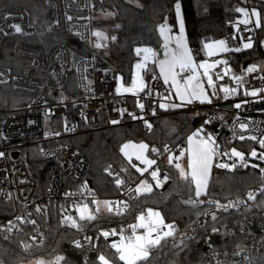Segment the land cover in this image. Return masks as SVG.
Returning a JSON list of instances; mask_svg holds the SVG:
<instances>
[{
  "label": "built area",
  "instance_id": "1",
  "mask_svg": "<svg viewBox=\"0 0 264 264\" xmlns=\"http://www.w3.org/2000/svg\"><path fill=\"white\" fill-rule=\"evenodd\" d=\"M259 2L264 5V0ZM53 5L55 17L50 24L49 32L54 36H61L63 41L51 45L48 49L19 42L15 46L14 55L23 66H17V72L0 66V84L11 85L15 89L33 94L25 106L0 107V153H4L0 156V201L12 208L11 213L0 220V242L19 241L26 254L40 250L46 243V237L38 227L36 209L39 206L44 207L47 202L62 200L67 205L63 218L71 216L78 219L77 205L87 204L96 210L98 204L92 201L105 200L112 202L111 215L123 217L131 203L139 196L135 184L115 166L108 169L110 176L123 181L118 186V194L115 196L104 198L82 185L75 189L65 188L66 177L71 179V176H74L79 179L76 184H80L82 177L90 168L88 159L74 145L68 143L66 138L74 135L80 126L97 129L104 125L117 126L131 122L143 123L146 133L150 134L151 127H147L145 122L149 124L151 119L157 116L160 104L173 91L164 83L160 74L150 73V67L156 61L157 50L154 48V52L148 53L146 61L144 52L137 54V49H148L150 45L135 46L131 80L127 84L122 82L112 63L99 54V50L109 44L108 35L96 25L98 20L110 15L103 0H53ZM244 9L248 12L247 25L240 23L241 14L226 25L222 40L226 41L230 50L197 62L198 65L201 63L216 65L210 69L217 88V91L215 90L217 95L211 98L212 103L192 101L179 107L183 111L204 112L200 125L190 134L199 131L198 140L211 135L217 147L218 155L215 158L218 163L231 165L235 161L236 167H245V164L257 165L256 168L261 173L259 182L246 191L243 204L247 212L237 228L229 230L226 241L209 243L200 264H264V191H262L264 172L261 171L264 169V160L259 158V155L264 153V147L259 144V141L264 139V91H261L264 89V15L248 0ZM253 10L261 13L259 18L261 27L256 26L258 17L252 15ZM69 17L71 19H68ZM16 25L20 26L21 32L15 31ZM94 32L103 33L106 39L93 36ZM69 35L88 44L89 52L84 55L73 52L67 41ZM15 36L38 37L37 27L24 8L14 5L3 6L0 8V43ZM209 41L213 40L206 38L204 44ZM247 42H251L253 47L244 49L243 43ZM95 43L104 46L96 48ZM237 47L241 49L239 52L231 50ZM246 51L257 53L258 60L233 59L234 55ZM74 55L79 56L77 62ZM138 63L144 67L137 69ZM253 65L256 71L247 72V68ZM199 71L202 74L204 70L199 68ZM190 72L187 71L180 77L184 79ZM217 73L223 78L216 79ZM71 75L74 77L75 90L79 96L67 98L61 91L69 87ZM235 77H241L242 80L238 81ZM204 80L208 87L205 78ZM141 84L144 90L136 91ZM223 87L236 89V94L225 99V93L220 91ZM126 88L134 90L125 91ZM250 91H257L259 95L244 94ZM236 103H241L242 106L236 108L234 106ZM139 104H143L144 108L141 109ZM133 116L136 118L133 119ZM53 118L61 119L63 125L61 131L56 130L57 122H51ZM241 124L247 127L242 129ZM46 126L49 133L44 134ZM189 135L164 149L157 145L151 147V156L155 163L143 176L155 188L165 190L169 187L170 175L162 163L164 160L170 163V158V164L175 166L184 163L182 155L187 148ZM241 136L244 139H240ZM31 137L37 138L30 139ZM38 143L43 144V157L53 161L46 194L47 201L40 205L35 203L39 180L29 166L18 159L21 147ZM232 149L243 153L245 160L229 158ZM253 150L257 152V157L250 156ZM156 170L159 171V180L162 182L160 187L156 186L157 181L151 176V172ZM165 176L168 177L167 181H164ZM249 193H253L255 199H248ZM121 209L122 212L117 214ZM78 222L81 225L79 230L67 224L63 225L77 232L75 242L79 241L82 245L79 249L91 251L95 247V242L84 230L83 222ZM86 238L91 239L89 241Z\"/></svg>",
  "mask_w": 264,
  "mask_h": 264
},
{
  "label": "trees",
  "instance_id": "2",
  "mask_svg": "<svg viewBox=\"0 0 264 264\" xmlns=\"http://www.w3.org/2000/svg\"><path fill=\"white\" fill-rule=\"evenodd\" d=\"M258 5L264 15V5L259 0H248ZM110 11V16L97 21V27L109 37L107 47L100 49L99 54L115 67L116 73L124 84L131 80L132 66L135 60L134 48L140 44L152 45L156 50L163 47L159 27L167 22L172 31L177 30L175 5L181 4L188 45L196 62L206 57L204 40L211 38L217 41L225 35L226 25L239 17L238 9L244 8L246 0H103ZM14 5L24 8L32 23L37 27L38 37L15 36L0 43V66L8 67L14 72L17 66H23L14 55L19 42H27L48 49L51 45L63 41L61 36L49 32L54 20L53 0H0V8ZM115 37V40L111 39ZM73 52L80 55L89 52L88 44L80 42L75 36L67 37ZM257 61V53L246 51L233 56V59ZM151 73V72H150ZM72 74V73H71ZM67 98L77 97L75 80L70 76L69 87L61 91ZM31 92L0 84V107L12 108L25 106L32 99ZM204 112L183 111L180 108L169 110L158 109V114L151 119V133L147 134L144 124L131 122L117 126H102L87 129L80 126L78 131L66 138L89 161L90 168L80 184L69 177L64 180L65 188L75 189L85 186L100 196L107 198L118 194L116 177L110 176L108 169L115 166L119 171L136 184L142 174L136 168V161L128 160L122 153V147L128 142H143L151 147L161 148L175 145L188 136L200 125ZM56 130H62L60 118ZM43 144H30L20 148V161L25 162L33 175L39 180V190L35 203H46L49 188V176L53 161L42 155ZM215 164L208 182L204 203L195 206L185 203L197 200L195 187L184 180L174 164L163 161L162 166L170 175L171 183L165 190L153 188L146 194L139 195L123 217L111 214H97L96 219L84 221L83 228L95 242L91 251H83L74 245L77 232L61 223L67 205L64 201L47 202L40 207L37 220L39 230L45 235L46 243L40 250L26 254L19 241L0 242V264H21L37 257L52 259L64 257L59 264H100L98 256L103 255L110 263L124 264L119 260L116 250L111 247L113 238L101 235L102 230L116 227L120 229L134 222L148 209L161 212L166 224L175 225V236L169 237L167 243L151 250L146 261L138 264H200L208 250L209 243H218L228 238L230 229H236L246 214L244 207L247 189L258 183L261 173L256 167L217 168ZM135 165V166H134ZM200 200V199H199ZM220 205L241 203L238 206L220 208ZM36 209V210H37ZM12 211L10 205L0 201V220ZM216 219H212V214ZM213 228L218 231H213Z\"/></svg>",
  "mask_w": 264,
  "mask_h": 264
},
{
  "label": "snow or ice",
  "instance_id": "3",
  "mask_svg": "<svg viewBox=\"0 0 264 264\" xmlns=\"http://www.w3.org/2000/svg\"><path fill=\"white\" fill-rule=\"evenodd\" d=\"M175 9L177 12V15L180 13V3L177 2L175 5ZM239 12H242L245 17L248 16V12L245 11L244 9H238ZM252 15L257 16V22L256 26L261 27V20L259 19L261 17V13L253 10ZM68 19H71L69 17ZM240 23L247 25L249 23L248 19H244L240 21ZM15 31L16 32H21L20 26L16 25L15 26ZM161 33H165L166 31H170V29H167L166 26H161L160 29ZM180 32L181 35L176 38V45L177 49H179V54L177 55L175 52L172 53V59L170 61H160V69H161V75L164 77V83L168 84L169 81L171 80L172 86L176 89V95L179 97V99L182 101L181 104L179 105H171V107H182L184 106L185 103H192V101L199 100L201 103H212L211 96L217 95L216 91H213L211 94H208L205 91L204 88V80L201 79L200 74L196 72L197 66L193 63L192 56L189 53V50L187 49L184 39H183V22L181 21L180 25ZM93 36L99 38V39H106L104 37L103 33L101 32H94L92 33ZM111 39L115 40V37H111ZM232 39H235V37H232ZM249 41H251V37L248 38ZM96 48H100L104 45L101 43H95L94 45ZM205 48L209 50H215V51H220V52H226L229 51L230 49L228 48L226 41L225 40H219L215 43H210V44H205ZM253 47V44L251 42L243 43V48L244 49H250ZM232 51L239 52L241 49L239 47L235 49H231ZM137 54L139 55L141 52H144L146 55L144 56V60L146 61L148 59V53H151V49H137ZM209 55H212V51H209ZM222 63H227L226 61H222ZM176 65H179L180 71L183 72L185 70H191L193 75L188 76L183 83V86L181 87L180 82L177 80V75L178 73L175 71ZM216 65L215 64H209V63H201L198 65L200 69H203L202 76L206 79L207 85L209 88L215 89L216 84L213 80V75L210 74V69L214 68ZM144 67L143 64L138 63L136 65L137 69H141ZM256 71L255 65L252 67L247 68V72H254ZM227 74V71L225 72V75ZM223 77L217 73L216 74V79H222ZM236 80L240 81L242 80L241 77H235ZM135 84V82H134ZM125 91H133L134 89L131 88H126L124 89ZM136 91H143L144 86L141 84V86L138 89H135ZM220 91H223L225 93V99L228 98L229 96L235 95L236 94V89L234 88H228V87H223L220 89ZM261 91H264V89H261ZM151 94V93H149ZM245 95H250V96H257L259 93L257 91H250V92H245ZM243 103H248V101H243ZM236 108H240L242 105L241 103H236L234 105ZM139 107L141 109L144 108L143 104H139ZM161 108H167L169 105L165 104H160ZM136 117L133 116V119ZM118 121H112V123H117ZM147 127H151L150 124H147ZM240 127L242 129H245L247 125L241 124ZM202 131V129L200 130ZM199 136V131L194 134V137ZM251 139L255 140L256 137H250ZM240 139H244L243 136L240 137ZM259 144L261 147H264V139H261L259 141ZM129 145H124L122 148V151L124 149H127ZM139 149L142 151L147 149V145L141 144L139 145ZM153 151H156V149H153ZM189 152H190V160H189V172H185L184 169H180V175L181 177L189 181L191 184L194 185L195 187V196L199 198L201 195L206 194V189H207V183H208V173L209 170L212 166V161L215 156L218 155L217 147L215 146V141L211 137V135L206 136L205 138H201L198 140V142L193 145V137H189ZM127 155V153H125ZM4 153H0V156H3ZM224 155H228V153H224ZM251 157H257V152L253 150L250 153ZM236 157L240 161L245 160V156L243 153L237 151L236 149L231 150V154L229 158ZM259 158L264 160V153H261L259 155ZM137 159L142 160V162L147 163L149 167H151L152 164L155 163L154 160H146L142 158V156L137 155ZM169 162L171 163V158L169 159ZM135 166V165H134ZM236 162L234 161L231 165L227 163H217L216 167L220 168H235ZM245 167L248 165L245 164ZM177 168H180V165H176ZM252 167H258L257 165H252ZM138 171H141L143 174L144 171H147V168L145 169H137ZM262 172H264V169H261ZM151 176L154 180L157 181L156 186L160 187L162 186V182L159 180V171H153L151 172ZM168 177H164V181H167ZM123 181L117 179L116 184L117 186L121 185ZM146 183V181L144 182ZM146 191H151L152 186L149 185ZM136 191L139 193L140 188H137ZM264 191V190H262ZM248 199H255V196L253 193L248 194ZM92 203L99 204L100 202H97L95 200L92 201ZM107 208L108 212L113 211L112 207V202H103ZM185 203L191 204L193 206L204 203L202 200H189L186 201ZM208 203H216L217 207L220 208H227V207H234L238 206L240 201H237L235 204H229V205H220L218 202H213V201H208ZM77 212H78V219L71 217V216H65L61 223L62 224H67L69 227L76 228V229H81V225L79 224L78 221H83V220H88L89 222L92 220H95L96 214L93 213L87 204L83 205H77ZM40 209H37L39 211ZM100 211L99 207L96 208L95 212L98 213ZM122 212L121 210H118L117 214H120ZM87 213V214H86ZM155 217L156 219H153ZM212 219L215 220L216 216L213 213L212 214ZM138 223L135 225H130L132 228L133 232L132 235L129 237H125L123 234H121V239L119 243H112L111 247L116 250V253L118 254V258L120 261H123L124 264H138V262L141 261H146L150 255L151 250L160 247L162 242L165 244L167 243V239L169 237H174L175 236V225L173 224H164L163 218L160 216L159 212H154L152 209H148L147 211V217L144 214H141L140 216L137 217ZM31 223H35V221H30ZM137 228H142L144 229V232L142 234H137L136 229ZM166 229V230H164ZM10 230V229H9ZM213 231H218V229L213 228ZM115 230H112V232H101V235L107 238L110 235H115ZM90 241L91 238H86ZM76 247H82L79 241L74 242ZM64 257H57V264H59L60 261H63ZM98 261L100 264H110L109 260L106 259L105 256L100 255L98 256ZM42 264V262H41Z\"/></svg>",
  "mask_w": 264,
  "mask_h": 264
},
{
  "label": "rangeland",
  "instance_id": "4",
  "mask_svg": "<svg viewBox=\"0 0 264 264\" xmlns=\"http://www.w3.org/2000/svg\"><path fill=\"white\" fill-rule=\"evenodd\" d=\"M251 4H252V6H253L254 3L252 2ZM254 7L258 8V5L254 6ZM242 9H244V8H242ZM258 9L260 10V8H258ZM244 10H245V9H244ZM245 11H246V10H245ZM240 14H241V16H240V20H241V21L244 20V19H246L245 15H244L242 12H240ZM180 15H182L181 4H180V13H179V16H180ZM109 16H110V15H109ZM176 18H178L177 12H176ZM181 21L183 22V39H184V43H185L187 49L189 50V53H190L191 56H192L193 63L197 66V68H196V72H197L198 74H200L201 79L204 80V77L202 76V74H201L200 71H199L198 63L194 60L193 55H192V53H191V51H190V49H189V45H188V42H187L186 31H185L184 21L181 20V19H180V20H177V30H175V31H172V27H171L167 22L163 23L161 26H166L167 29H170V31H166L165 33L162 34L161 31H160L161 26L159 27V32H160V34L163 36V40H164V41H163V47H162L161 50H157V51H156V61H155L154 64L151 65V67H150V72H151V73H155V71H158V72L161 74V69H160V64H159V62H160V61H170V60L172 59V53H173V52H175L177 55L179 54V49H177V45H176V38H177L178 36L181 35V32H180ZM220 40H222V39H220ZM217 41H219V40H217ZM217 41H209V43H207V44L215 43V42H217ZM205 49H206V54H207L206 57H212V56H214V55H218V54L225 53V52H220V51H215V50H209V49H207V48H205ZM209 51H212V55H211V56L209 55ZM226 52H227V51H226ZM206 57H205V58H206ZM175 71L178 73V75H177V80L180 82L181 87L183 86L184 80H185L188 76L193 75V73H192L191 70H185V71L181 72V71H180V68H179V65H176V67H175ZM187 71H191L190 74L187 75L184 79H182V78L180 77V75L183 74V73H185V72H187ZM121 79H122V78H121ZM122 82H123V81H122ZM170 84H171V87L174 89V91H175V95H176V89L172 86L171 80H170ZM204 88H205V91H206L208 94H210L209 91H211V92H213V91H215V90L217 91V88H215V89L208 88V87L206 86L205 80H204ZM176 97L179 99V97H178L177 95H176ZM179 101H181V100L179 99ZM193 101H199V100H195V99H194ZM47 133H49V129H48V127L46 126V127H45V130H44V134H47ZM195 133H196V132H193L192 134L189 135V137H193V145H195V144L198 142V138H197V137H194V134H195ZM189 137H188V145H189ZM32 138L35 139V138H37V137H31L30 139H32ZM23 140H27V138H23ZM141 144L147 145V149L144 150V151H142V152H141V150L139 149V145H141ZM125 145H129V147H128L127 149H124V151H122L123 155H124L125 157H127L128 159H136V160L138 161V162H137V163H138V164H137V168H139V169H145V167H147V163H144V162H142V160L137 159V155L142 156V158H144V159H146V160H153V158L148 154V144H147L145 141H143V142H132V141H131V142L126 143ZM123 147H124V146H123ZM123 147H122V148H123ZM186 152H187V151L185 150V152L183 153L182 157L185 156ZM125 153H127V155H126ZM189 156H190V152H189ZM189 160H190V157H189ZM214 164H215V157L213 158L212 166H211V168H210V170H209V173H208V182H209V179H210V177H211V173H212L213 165H214ZM179 165H180V168H178L179 173H180V169H184L185 172H189V171H190V169H189V167H188L189 162H188V164L185 162V163H183V164H179ZM217 168H219V167H217ZM144 172H145V171H144ZM144 172H143V173H144ZM140 173H141V171H140ZM141 174H142V173H141ZM145 181H146V183H144ZM149 185H151L152 188L154 187L149 181H147L146 179L143 178L142 180H140L139 182H137V183L135 184V187H136V189H137V188H140V192H144V191H146L145 189H147V187H148ZM207 186H208V183H207ZM206 191H207V189H206ZM205 195H206V194L201 195V196L199 197V199H200V200H203L204 197H205ZM103 202H105V200H101L100 203H99L98 206H97V207H99V209H100V211H99L98 213H96L95 210L91 209L90 207H89V209H90L93 213H95L96 215H97V214H110L111 212H108V211H107V208H106V206H105V204H104ZM154 212H159V213H160V216L162 217V214H161L160 211H158V210H154ZM86 214H87V213H86ZM84 221H87V220H83L82 222H84ZM164 224H166V223L164 222ZM108 229H109V228H108ZM108 229H104V230H102V232H108V231H109ZM120 239H121V234H120ZM120 239H119L117 242H115V243H119V242H120ZM41 262H42V264H55V263H57V257H56V258H52V259H46V258H44V257H37V258H34V259H32V260H30V261H28V262H24V263H21V264H41ZM110 264H115V263H110Z\"/></svg>",
  "mask_w": 264,
  "mask_h": 264
},
{
  "label": "crops",
  "instance_id": "5",
  "mask_svg": "<svg viewBox=\"0 0 264 264\" xmlns=\"http://www.w3.org/2000/svg\"><path fill=\"white\" fill-rule=\"evenodd\" d=\"M183 20L184 21V19H183V13H182V15H178V18H177V20ZM162 36V35H161ZM162 39H163V36H162ZM164 41V40H163ZM188 42V41H187ZM189 49H190V47H189ZM191 51V50H190ZM192 53V52H191ZM194 58V57H193ZM155 73H157V74H160L158 71H155ZM161 75V74H160ZM162 76V75H161ZM162 78H163V80H164V77L162 76ZM168 85L171 87V84H170V81H169V83H168ZM172 88V87H171ZM172 93L166 98V100L162 103V104H165V105H169V107H167V108H161L162 110H169V109H173V108H179V107H171V105H178L179 104V102H182V101H179V99L176 97V95H175V91H174V89L172 88ZM210 92V94L212 93L211 91H209ZM213 96H211V98H212ZM186 154H185V156L183 157L184 158V163L186 162L187 164H188V162H189V145H187V148H186ZM148 154L151 156V154L148 152ZM152 157V156H151ZM127 158V157H126ZM128 159V158H127ZM128 160H134V161H136V163L138 162L136 159H128ZM138 164V163H137ZM137 164H136V168H137ZM213 167H214V165H213ZM145 168H149V166L147 165V167H145ZM138 169V168H137ZM178 169V168H177ZM179 171V170H178ZM140 172V171H139ZM144 173L142 174V178L140 179V180H142L143 178H144ZM181 176V175H180ZM144 179H146V178H144ZM139 180V181H140ZM147 180V179H146ZM138 181V182H139ZM147 181H149V180H147ZM150 182V181H149ZM151 183V182H150ZM152 184V183H151ZM153 185V184H152ZM154 188V187H153ZM152 188V189H153ZM152 191V190H151ZM146 193H149V191H144V192H139L138 194L139 195H142V194H146ZM153 211L155 210V209H152ZM148 211V210H147ZM147 211L146 212H144V213H142V214H144L146 217H147ZM141 215V214H140ZM139 215V216H140ZM163 218V217H162ZM153 219H156L155 217H153ZM163 221H164V219H163ZM165 222V221H164ZM138 223V220L136 219L134 222H132V223H130L129 225H127V226H123V227H121L120 229H118V228H116V227H110L108 230V232H112V230H115V235H110V236H108V237H112L113 238V241H112V243H115V242H117L119 239H120V234H123L125 237H129V236H131L132 235V232H133V230H132V228L130 227V225H135V224H137ZM167 225V224H166ZM164 230H166V229H164ZM136 233L137 234H142L143 232H144V229H142V228H137L136 230ZM123 262V261H122ZM124 263V262H123Z\"/></svg>",
  "mask_w": 264,
  "mask_h": 264
},
{
  "label": "water",
  "instance_id": "6",
  "mask_svg": "<svg viewBox=\"0 0 264 264\" xmlns=\"http://www.w3.org/2000/svg\"><path fill=\"white\" fill-rule=\"evenodd\" d=\"M53 17H55V14H54ZM148 49H151V52H154V47H153L152 45H150ZM74 60H75V62H77V61L79 60V56H78V55H74ZM71 179H72L75 183H78V182H79V179L76 178V177H74V176H71Z\"/></svg>",
  "mask_w": 264,
  "mask_h": 264
}]
</instances>
